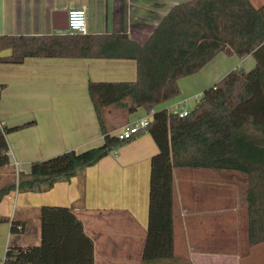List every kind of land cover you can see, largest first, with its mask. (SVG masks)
Returning <instances> with one entry per match:
<instances>
[{
  "label": "crops",
  "instance_id": "0c3cea01",
  "mask_svg": "<svg viewBox=\"0 0 264 264\" xmlns=\"http://www.w3.org/2000/svg\"><path fill=\"white\" fill-rule=\"evenodd\" d=\"M192 1L195 0H0V38L63 36L67 31L54 28L53 14L86 7L88 27L83 35H124L145 46L169 12ZM249 2L256 9L264 10V0ZM11 54V49L0 50V56L9 57ZM255 66L253 55L230 57L219 53L199 73L179 80V97L159 105L151 114L144 108L129 114L127 110L133 102L128 98L106 110L105 124L111 135H117L121 128L137 120L151 121L156 111L173 112L176 104L192 111L202 94L229 73L251 72ZM137 76L134 59L32 57L21 64L0 63V124L5 129L31 125L6 135L11 164L0 171V217L10 222L0 223V261L4 260L10 247L41 245L38 209L58 206L72 209L84 226L85 234L94 242L95 264H264V240L252 245L248 237L247 201L249 188L254 184L262 188L264 181L250 183L240 172L193 168L174 169L173 172L179 186L185 183L188 190L186 203L181 196L179 211L175 215L174 259L155 263L143 261L151 161L158 153V147L148 133L135 137L133 142L104 157L98 164L79 171L69 180L57 181L48 191L24 192L25 197L17 196L19 209L11 213L8 206L16 195L11 191L14 187L13 171L27 175L35 161L49 160L68 151L85 152L104 143L90 99L89 83H132ZM203 173L211 174V178H217L215 183L222 184L227 173L243 176L238 181L226 183L232 195L207 196L205 204L209 206L204 205L198 210L195 206V177ZM215 183L213 180L209 182L211 187L217 188L219 184L216 186ZM177 191H180L179 187ZM227 200L235 203L232 216L244 211L240 231L237 229L240 224L235 220L227 225ZM211 215L225 220L222 226L225 232L231 229L235 236L239 233L245 240L236 238L215 245L207 241L199 243L198 235H204L196 224L200 226L201 219ZM180 217L183 220L186 217L188 223L183 234L180 232ZM11 222L19 224L16 232L12 231Z\"/></svg>",
  "mask_w": 264,
  "mask_h": 264
},
{
  "label": "trees",
  "instance_id": "16d2710c",
  "mask_svg": "<svg viewBox=\"0 0 264 264\" xmlns=\"http://www.w3.org/2000/svg\"><path fill=\"white\" fill-rule=\"evenodd\" d=\"M5 49H11L12 54L0 56L2 64H21L32 57L136 60V81L88 85L103 133L102 146L35 161L29 174L19 173L18 177L20 191H48L57 181L69 180L148 133L158 153L151 161L144 262L174 259V169L240 172L250 183L264 181V10L256 9L249 0L183 3L165 16L145 46L124 35L66 32L63 36L3 37L0 50ZM219 53L253 55L256 66L251 72H231L207 89L185 118L160 110L153 113L148 128L130 140L110 134L105 124L108 108L130 98L133 105L127 110L129 114L139 108L151 114L181 95L179 80L199 73ZM29 126L0 127V171L11 164L6 135ZM255 185L249 186L247 197L252 245L264 240V185ZM38 210L41 245L10 247L0 264H95L94 242L72 209L42 206ZM3 222L10 220L0 217ZM18 225L11 222L12 231L16 232Z\"/></svg>",
  "mask_w": 264,
  "mask_h": 264
},
{
  "label": "rangeland",
  "instance_id": "374dc122",
  "mask_svg": "<svg viewBox=\"0 0 264 264\" xmlns=\"http://www.w3.org/2000/svg\"><path fill=\"white\" fill-rule=\"evenodd\" d=\"M13 174L14 175L12 176V178H13L14 188L11 189L12 193L14 194L15 192H18L19 195H22L23 197H25V194L23 191H20L19 189H18L19 191H17L19 180H20L18 177L19 173L17 174L16 172L13 171ZM233 175H235L236 178H233ZM211 176L212 175L209 173H203V174L195 177V181H197V184H196L197 191L194 193V195L196 198L195 206H197L198 210L203 209L204 205H208L207 203L205 204V201L209 198L207 196L213 195V196L217 197L218 195H221V194L232 195V190H231V188H229V186L226 183L231 182V181H238L240 176H243V175H238V173L237 174L227 173L225 176L224 184H222L221 182L215 183L217 181V178H211ZM212 180L215 183V185L219 184V186L217 188L211 187V184H209V182L210 181L212 182ZM175 181L176 182L174 185V189H175L174 206H175V215H177V213L179 211L178 205H180V202H181L180 197L182 196L181 199L186 203L185 200L188 196V190L186 189L185 183H183V184L181 183V185L179 186L180 183H178V178H176ZM187 182L189 183L188 179H187ZM222 185H225V188H227V189L223 188L224 186H222ZM178 187L180 189L179 192L177 191ZM19 195H18V197H19ZM5 197L7 198L6 195H5ZM6 198L4 199V201L7 203L8 201ZM22 200L23 199L21 198L20 202H22ZM17 202H18V199L16 202L15 201H12V203L8 202L9 203L8 207H9V210L11 211V213H13L14 209L18 208ZM8 203H7V205H8ZM225 204L228 206V208H227L228 215H226V217H225L227 219V225H229V224L231 225L233 223V220H235L237 222V224H240V225H238V228H237L238 231H240L241 219H243L244 211L240 212L238 214V216H232L231 213L233 212V208L235 206V203H231L229 200H227V202ZM183 206H185L187 208V206L185 204ZM180 213L182 214L181 209H180ZM180 218H181L179 221V223L181 224L180 232L183 234V232H184L183 230L185 229V227L186 228L188 227V223H187L186 217H183L184 220L182 219V217H180ZM200 222H201V225L199 226V224H196V228L198 230L202 229L199 232L202 233L204 235V237L199 236L197 234L199 243L205 244V242L207 241V242H212L215 245L216 243H221L222 241L231 242L234 239L236 240V238H238L237 239L238 241L239 240H245L244 236L243 235L240 236L239 233L237 236H235V234L233 233V231L231 229L227 230L225 232L222 229L223 228L222 226L226 223L225 220L224 221L221 220V218H219L216 215H211L210 217H208L206 219H201ZM205 222H207V224H205ZM243 232H244V227L242 229L241 234ZM162 263L166 264L165 262H162Z\"/></svg>",
  "mask_w": 264,
  "mask_h": 264
},
{
  "label": "built area",
  "instance_id": "2783aa9c",
  "mask_svg": "<svg viewBox=\"0 0 264 264\" xmlns=\"http://www.w3.org/2000/svg\"><path fill=\"white\" fill-rule=\"evenodd\" d=\"M68 29L66 30L69 34H86L87 33V9L86 7L81 8H71L68 10V20H67ZM65 32V31H64ZM1 91V87H0ZM198 102V101H197ZM174 113L178 114L180 118H185L191 111L187 108L182 107L179 104H176ZM150 125V120L140 119L135 121L132 124H128L121 128L118 131V134L115 135L120 140H130L131 138L135 137L137 134L140 133L141 130L148 128ZM0 127L3 128L0 124ZM19 189V184L17 191ZM15 197L13 198L14 201L17 200V196L19 195L18 192H15Z\"/></svg>",
  "mask_w": 264,
  "mask_h": 264
},
{
  "label": "water",
  "instance_id": "95a60500",
  "mask_svg": "<svg viewBox=\"0 0 264 264\" xmlns=\"http://www.w3.org/2000/svg\"><path fill=\"white\" fill-rule=\"evenodd\" d=\"M68 11L64 10V12H55L53 14V23L54 28L58 31H65L68 29Z\"/></svg>",
  "mask_w": 264,
  "mask_h": 264
}]
</instances>
